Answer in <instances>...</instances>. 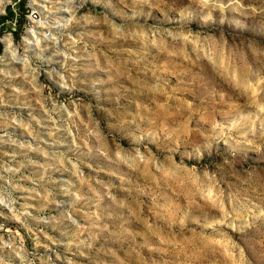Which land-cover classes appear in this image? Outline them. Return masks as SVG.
<instances>
[{"label": "rangeland", "instance_id": "374dc122", "mask_svg": "<svg viewBox=\"0 0 264 264\" xmlns=\"http://www.w3.org/2000/svg\"><path fill=\"white\" fill-rule=\"evenodd\" d=\"M0 264H264V0H0Z\"/></svg>", "mask_w": 264, "mask_h": 264}, {"label": "bare ground", "instance_id": "6f19581e", "mask_svg": "<svg viewBox=\"0 0 264 264\" xmlns=\"http://www.w3.org/2000/svg\"><path fill=\"white\" fill-rule=\"evenodd\" d=\"M41 7L43 8V6H41ZM71 13H72V11H71ZM56 18H57V16H56ZM31 31L32 32L29 33L27 35V37L25 38V42H26L27 46H29L31 44V42H34V41H38L39 42L41 40V37L39 35L41 34L42 30H40V29L39 30L32 29ZM48 36H49V34L48 35H43L44 39H47ZM6 45H7V50H8L9 54H10V52L14 53L16 51V47H15V44H14V41H13L12 37H7L6 38Z\"/></svg>", "mask_w": 264, "mask_h": 264}]
</instances>
